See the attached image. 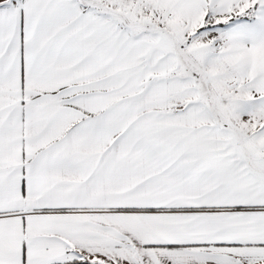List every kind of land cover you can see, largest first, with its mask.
<instances>
[{
  "label": "snow or ice",
  "instance_id": "1",
  "mask_svg": "<svg viewBox=\"0 0 264 264\" xmlns=\"http://www.w3.org/2000/svg\"><path fill=\"white\" fill-rule=\"evenodd\" d=\"M0 264H264V0H0Z\"/></svg>",
  "mask_w": 264,
  "mask_h": 264
}]
</instances>
